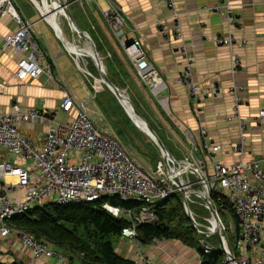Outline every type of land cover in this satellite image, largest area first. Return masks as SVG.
<instances>
[{
	"label": "crops",
	"instance_id": "obj_1",
	"mask_svg": "<svg viewBox=\"0 0 264 264\" xmlns=\"http://www.w3.org/2000/svg\"><path fill=\"white\" fill-rule=\"evenodd\" d=\"M8 1L26 20L33 24L34 37L40 46V63L46 71L42 72L37 79L21 81L17 78L16 71L20 57L13 54L12 51L4 49L3 45L5 36L15 32L18 29V24L9 10L4 12L7 9V4H5L4 8L0 9V112L11 111L16 102L24 110L37 108L47 111L56 116L59 122L73 121L76 116L75 109L70 113L60 109L64 96L60 84L67 86L77 96L72 89L69 71L73 65H77L81 70L78 63L80 65L84 63V68L88 69L91 75L85 74L94 78V82L87 80V86L92 91L93 85L97 93L83 102H87L89 110L94 113L98 122L106 130H112L125 147H129L132 152L136 150L139 153V157H141L139 162L144 169L155 171L158 163L156 167L145 165L139 141L133 129L137 127L141 133L149 138L150 136L132 120L109 87L89 70L90 62H86L85 58L90 57H80L66 46L68 42L78 50L87 48L90 43L87 40L88 46L83 43V38L74 32L65 15L56 12V10L50 12L49 4L48 10L55 23L42 10L40 11L46 19H43L40 14V18L34 20L37 10L34 13L32 11L28 13L19 0ZM40 1L42 5L40 3L39 7L44 8L43 1ZM67 1L70 3V10L78 28L89 35L94 43L96 42V49L98 46L101 50L103 55L98 52L99 58L103 62L101 65L106 69L111 82L121 92L127 94L125 95L130 98L138 112L156 132L173 159L183 161L190 159L192 155L194 158L205 157L210 172L213 170L214 162H220L227 166L235 164L241 159L246 162L254 160L264 162V121H260L258 118L260 111L264 110V0H175L176 12L179 14L177 23L184 33L183 41L164 38L158 28L159 22H163L169 31L177 24L170 17L163 0ZM218 4L229 6L234 11L236 17L234 26L229 24L226 13L212 11ZM110 6L117 8L127 20L128 27L124 30V40L128 44L136 39L141 40L147 51L149 62L161 75L163 86L158 91L154 92L142 83L129 55L120 42V38L104 18L102 12L109 9ZM37 14L39 13L37 12ZM230 34L237 40L233 46L214 44L216 37H227ZM70 36L73 41L70 40ZM243 40H247L248 43L242 44ZM182 43L192 46L189 53L194 63L196 84L204 90H208L214 85L220 87V92L216 96L203 100L202 111L199 115L195 113L187 88L177 83V79L185 67V61L180 51ZM236 55L241 57L242 63L239 72L233 76L231 66ZM75 57L78 58L75 59ZM106 60L114 68L111 73L108 71ZM97 72L99 74L98 68ZM233 85L244 88V91L239 94L243 98L240 114L247 127L245 135L248 150L244 155H240L236 151L242 134L240 124L237 121L229 123L224 121L225 117L234 115L235 95L229 92V88ZM201 126L206 127L209 139L221 146V150L213 157L202 156L200 152H194L193 144L186 135V132H191L198 146H201ZM49 129L48 122H37L23 126L22 132L41 144ZM122 129L125 133L127 131L126 137L120 132ZM150 139L152 140V138ZM152 141L162 154L160 147L154 140ZM132 142H135L136 145ZM168 145L174 151H170ZM2 162L35 169L31 159L16 157L9 151L0 148V163ZM11 181L17 183L16 179ZM180 196L185 208L184 198L182 195ZM23 197L24 192L20 188H17L12 195L13 200H22ZM216 209L218 211L217 206ZM222 210L225 216L231 218V221L235 223V216L232 212L227 209ZM235 226V231H233L236 233L235 243L237 244L240 227L238 229L236 223ZM116 240L118 241L115 246L116 253L134 263L139 247L156 264H203L200 250L204 248L201 245L199 250L189 247L179 240L155 239L150 244L135 242V240L123 236L117 237ZM54 249L64 254L68 258L69 264H86L66 248L61 249L54 246ZM237 249L238 247L235 251L239 255L241 251ZM254 256H257V253H254ZM32 257L33 254L23 247L18 232H13L9 237L0 241L1 262L31 264ZM33 264H59V262L56 259H40L33 261Z\"/></svg>",
	"mask_w": 264,
	"mask_h": 264
},
{
	"label": "built area",
	"instance_id": "obj_2",
	"mask_svg": "<svg viewBox=\"0 0 264 264\" xmlns=\"http://www.w3.org/2000/svg\"><path fill=\"white\" fill-rule=\"evenodd\" d=\"M4 1L0 0V9L4 8L6 4ZM163 2L170 17L177 23L179 14L176 12L175 0ZM6 8L4 12L9 10L18 24V29L5 36L4 49L20 57L16 71L19 80L37 79L46 69L40 63L41 52L34 37V26L12 6L11 2ZM38 10L42 14L39 7ZM212 11L226 13L229 24L235 25L236 17L229 6L218 4ZM102 13L120 38L142 83L154 92L158 91L163 86V80L158 70L149 62L141 40L136 39L128 45L123 38L124 30L128 27L126 18L114 6H110ZM158 28L166 39L184 40L179 23L170 31L163 22L158 23ZM236 41L230 34L227 37H216L214 44L233 46ZM246 43L247 40L242 41V44ZM190 47L192 46L182 43L180 48L185 67L177 83L187 88L195 113L199 115L203 100L216 96L220 92V87L214 85L204 90L196 84ZM241 63V57L234 56L231 66L233 76L239 72ZM79 66L83 72L91 75L88 69L80 64ZM60 88L64 94L60 109L66 113L76 110V116L71 122H59L56 116L37 108L24 110L16 102L11 111L0 112V148L16 157L29 158L35 165V169L32 170L14 166L9 162L0 163V240L9 237L14 231L18 232L22 245L32 252L34 258L56 259L61 264H69L68 258L55 250L51 242L45 239L35 240L28 232L12 226L10 220L26 214L34 207L48 203L67 206L82 205L101 199H118L128 205L120 206L114 211L116 216L128 222L122 236L137 240V228L158 222L159 208L180 194L186 198L189 207L195 202L193 197H197L203 200L202 205L206 209L210 211L211 208L214 209L221 225L224 243H227L224 235L225 226L216 209L217 204L222 209L232 212L238 220L240 234L236 247L241 253L236 257L228 248L227 252L232 254L235 261L227 258L223 264H264L263 161L246 162L241 159L229 166L214 162L213 170L210 172L205 157L194 158L192 155L190 159L182 162L166 157L155 172H149L112 130H106L98 122L94 113L89 110L87 102H80L67 86L60 84ZM243 91L244 88L237 85L229 88V92L235 95L234 115L224 118L226 123L237 121L240 124L242 134L236 146V151L240 155H244L248 150L245 135L247 127L240 114L243 98L239 94ZM258 118L264 121V110L260 111ZM37 122L50 124V129L41 144L22 132L23 126ZM200 131L201 146H198L191 132H186L193 144L194 152H200L202 156H215L221 150L220 144L209 139L205 126H201ZM12 179H16L17 183L12 182ZM17 188L24 192L22 200L12 198ZM192 214L196 221V216L193 212ZM217 217L212 214L210 219L204 220L211 224L210 220H216ZM197 223L196 226L193 224L196 230H206L201 223ZM203 248L208 255L217 251L216 246ZM254 253H257V256H254ZM139 256L141 258L139 257L135 264H156L140 252Z\"/></svg>",
	"mask_w": 264,
	"mask_h": 264
},
{
	"label": "trees",
	"instance_id": "obj_3",
	"mask_svg": "<svg viewBox=\"0 0 264 264\" xmlns=\"http://www.w3.org/2000/svg\"><path fill=\"white\" fill-rule=\"evenodd\" d=\"M48 4L50 12H53L58 5L56 0L53 1V4L48 1ZM97 49L102 54L98 46ZM101 63L103 64V62ZM106 63L108 71L113 72L114 68L110 62L106 60ZM118 77L120 78V76ZM120 132L125 134V137L127 136V131L125 133L122 129ZM171 199L166 205L159 208L158 222L141 225L137 228L140 243L150 244L155 239L179 240L189 247L200 250L201 240L209 242L208 239H214L213 237L207 238L195 230L185 211L181 196L177 197L175 202H172ZM120 206L128 205L123 204L118 199H101L82 205L67 206L48 203L44 206L34 207L26 214L13 217L10 224L28 232L37 241L45 239L58 248L70 250L86 264H135L116 253L114 239L122 236L123 229L128 226L125 219L114 214V211ZM190 209L192 210L191 205ZM194 215L197 219V215L195 213ZM235 218L234 221L239 229L238 220ZM216 248L217 251L210 255L205 254L202 249L200 250L203 264H223L226 257L225 253L218 247ZM234 248L236 249V246ZM234 248L230 247V250L235 255ZM0 264L8 263L0 261Z\"/></svg>",
	"mask_w": 264,
	"mask_h": 264
},
{
	"label": "rangeland",
	"instance_id": "obj_4",
	"mask_svg": "<svg viewBox=\"0 0 264 264\" xmlns=\"http://www.w3.org/2000/svg\"><path fill=\"white\" fill-rule=\"evenodd\" d=\"M20 3H22V7L28 12V13H34L37 12L39 14H37V12L35 13L36 15V18L34 20H37L40 18V12L38 10V7L34 5V2L32 0H19ZM41 3L42 5V2L40 0H37ZM50 3H52L53 1L55 0H48ZM39 3V4H40ZM34 7V8H33ZM58 7V5L56 6ZM53 9V8H52ZM55 10V9H54ZM53 10V12H54ZM124 16V15H123ZM41 17L42 14H41ZM125 17V16H124ZM46 19V17H43V19ZM70 40L73 41V38L70 36ZM83 43L86 44L88 46V43L86 40L83 39ZM73 46V45H72ZM91 46V45H90ZM77 57H75L76 59ZM85 61L86 62H90V65H89V70L97 75L96 77L98 79H100V76L97 72V67H95V64L94 62L90 59V58H85ZM83 63V61H82ZM80 64V63H79ZM82 66L84 67V63L82 64ZM99 76V77H98ZM69 78L71 79V83H72V89L73 91L77 94L80 102H83L84 100H86L87 98L89 97H92L94 94H96V90L94 88V86L92 85V91H91V88L87 86V83L86 82H94V78L85 74V72H83L82 70L78 69L77 65H73V67L70 69L69 71ZM88 80V81H87ZM124 93V92H123ZM126 94V93H125ZM127 95V94H126ZM135 135H136V138L137 140L139 141L138 144L140 145V148H141V154H142V158H143V161L145 163V165L147 164L148 166L152 167V165L154 167H156L157 163V168L159 166L160 163H162L164 161V156L163 154L160 153L159 151V148L153 143V141L147 137L146 135H144L143 133H141V131L136 127V129H133ZM130 137H131V134H130ZM133 139V138H132ZM129 141V140H127ZM134 143V145H136L135 142H132ZM168 148L170 149V151H174L173 148H171L169 145H168ZM134 149V148H133ZM132 155L136 158V160L139 162V153L136 151V150H133V152L131 151ZM161 160V161H159ZM159 161V162H158ZM178 161V160H176ZM185 161V160H183ZM178 162H182V161H178ZM140 163V162H139ZM141 164V163H140ZM156 171V170H155ZM155 171H149V172H155ZM177 197H180L179 195ZM177 197L176 198H173L171 199L172 202H175L177 200ZM193 200L195 201L194 203H191V207H192V210L193 212L197 215V219L196 221H200L202 223L203 226H205V228L207 229L208 227H210V224L209 222H205L204 219L205 218H208L210 219L211 217V211L206 209L205 207H203V200L200 199V198H197V197H193ZM215 201V199H214ZM47 203V201L45 202ZM217 207H218V211H219V214L221 216V220L225 226V236L227 238V245H228V248L230 249L231 248H234L235 246V242H236V233L234 232L235 231V223L233 221H231V218L225 216V214L223 213V210L220 208V206L217 204ZM206 210H205V209ZM213 219H211L210 221L212 222ZM197 221V222H198ZM199 222V223H200ZM231 222H232V228H231ZM211 230L212 229V224H211V227H210ZM196 230V229H195ZM234 230V231H233ZM199 231H203V232H207V230H197L198 233H200ZM15 232V231H14ZM213 232V231H212ZM208 238V237H207ZM138 240V238H137ZM137 240H135V242H137ZM209 240V243L212 245V246H216L218 247L219 249L221 248L220 246V243L216 240V239H208ZM1 241V240H0ZM202 241V240H201ZM200 241V242H201ZM229 242V243H228ZM22 243V242H21ZM118 244V241L116 239H114V245L116 246ZM24 247V246H23ZM25 248V247H24ZM201 248V247H200ZM26 249V248H25ZM235 249V248H234ZM204 250V249H203ZM236 250V249H235ZM27 251H29L27 249ZM138 251V255L136 256V260L140 257L139 256V252L141 254H143L147 259H150L151 258L148 256V254H146L143 250H141L139 247L137 249ZM30 252V251H29ZM32 253V252H30ZM63 256H65L63 254ZM225 260L227 259V255L225 254ZM235 256L237 257L238 256V253H235ZM141 258V257H140ZM42 259H45V258H42ZM35 260H40V259H36L34 258V256L32 257V262L35 261ZM143 262V261H142ZM61 264V263H59Z\"/></svg>",
	"mask_w": 264,
	"mask_h": 264
},
{
	"label": "water",
	"instance_id": "obj_5",
	"mask_svg": "<svg viewBox=\"0 0 264 264\" xmlns=\"http://www.w3.org/2000/svg\"><path fill=\"white\" fill-rule=\"evenodd\" d=\"M34 2L35 6H39V1L37 0H32ZM56 2L58 3V7L55 8L56 12H61L63 15H65V17L67 18V20L69 21L72 29L74 30L75 33H77L81 38L87 40L90 45H91V49L93 51V57H90L93 62L96 64V67L99 70V75H100V81L104 84H106L109 89L115 94V96L117 97V99L120 101V103L123 105V107L126 109L128 115L132 118V120L136 123V119L139 118L140 120H142L147 129L146 130H142L148 134L150 136V138H152V140H154V142L160 147L162 154H165L166 157H170L172 158V156L169 154L166 146L164 145V143L162 142V140L158 137V135L156 134V132L151 128V126L148 124V122L145 120V118L138 112V110L136 109L135 105L133 104V102L130 100V98L128 96H126L123 92H121L109 79L107 73H106V69H104V67H102L101 63H100V55L96 49V45L93 42V40L90 38L89 35H87L86 33L82 32L78 26L76 25L74 18L72 16L71 10H70V3L67 0H56ZM42 16H44V14L42 13ZM130 45V44H128ZM67 46V44H66ZM130 104V108L131 111L128 109V105ZM135 118V120H134ZM137 124V123H136ZM164 156V155H163ZM164 157V158H166ZM184 198V204H185V210L186 213L189 217V219L192 221V223L194 224V226H196L198 223L195 221L192 211L189 207L188 201L186 200V198L183 196ZM211 213L217 217L216 212L214 211L213 208H211ZM217 221L218 217L216 218ZM202 227L205 228V226L202 225ZM207 232H201L202 234H204L207 237H213L214 239H216L219 243H220V250L222 252H224L227 255V258H230L232 260L235 261V258L232 256V254H230L229 252H227L226 246L224 244L223 241V237H222V233L221 230H217V231H213L211 232L210 228L208 227ZM201 246H211V244L207 241H201L200 242Z\"/></svg>",
	"mask_w": 264,
	"mask_h": 264
},
{
	"label": "bare ground",
	"instance_id": "obj_6",
	"mask_svg": "<svg viewBox=\"0 0 264 264\" xmlns=\"http://www.w3.org/2000/svg\"><path fill=\"white\" fill-rule=\"evenodd\" d=\"M4 1V0H3ZM43 1V6H44V8H42V7H39V9L40 10H42V12L43 13H47L46 15L47 16H49V17H51V20L53 21V23H55V21H54V19L52 18V15H51V13L49 12V10H48V3H47V0H42ZM6 2V4H9V1H4V3ZM8 12V11H7ZM61 36L63 37V39L65 40V38H64V36H63V34H61ZM66 44H68L67 46L71 49V51L72 52H75V54H78L80 57H85V56H89V57H93V51H92V49H91V46L89 45L87 48H83V49H78V50H76L75 48H73V46L72 45H70L68 42L66 43ZM78 58V57H77ZM100 63H101V61H100ZM103 67V66H102ZM131 106H130V104L128 105V109L131 111V108H130ZM134 120H135V118H134ZM136 123L138 124V126L140 127V128H142L143 130H146L147 129V127H146V125H145V123L142 121V120H140L139 118H137L136 120ZM164 155V157H166V155L165 154H163ZM173 198V197H172ZM168 202V201H167ZM166 202V203H167ZM165 203V204H166ZM211 224H212V229H213V231H217V230H219L220 229V227H221V225H220V222L219 221H217V220H215V219H213L212 220V222H211ZM211 230V229H210ZM212 232V231H211ZM225 244V246L227 247L226 249H228V245H227V243H224ZM212 246V245H211ZM206 254V253H205ZM233 264V263H232Z\"/></svg>",
	"mask_w": 264,
	"mask_h": 264
},
{
	"label": "clouds",
	"instance_id": "obj_7",
	"mask_svg": "<svg viewBox=\"0 0 264 264\" xmlns=\"http://www.w3.org/2000/svg\"><path fill=\"white\" fill-rule=\"evenodd\" d=\"M207 237V236H206ZM202 241H205V240H202Z\"/></svg>",
	"mask_w": 264,
	"mask_h": 264
}]
</instances>
